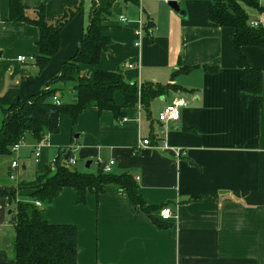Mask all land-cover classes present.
<instances>
[{
  "label": "crops",
  "instance_id": "0c3cea01",
  "mask_svg": "<svg viewBox=\"0 0 264 264\" xmlns=\"http://www.w3.org/2000/svg\"><path fill=\"white\" fill-rule=\"evenodd\" d=\"M167 1L21 0L28 17L42 7L51 23L74 11L61 29L57 52L40 70L35 63L38 28L9 20V0H0V127L5 109L47 88L60 74L62 64L75 55L95 7L110 13L103 21L110 42L96 65H81L86 76L92 78L97 69L120 70L127 83L180 87L147 106L123 107V95L115 92L124 112L120 120L94 106L84 109L75 124L61 114L58 132L37 144L26 139L10 155L7 170L16 160L22 176L33 179L54 164L64 147L81 167L78 171L96 172L106 163L114 174H132L149 213L116 186L105 187L98 196L88 193L84 203H77L75 190L65 187L42 207L41 217L48 223L76 227L80 264H264V111L260 113L255 96H244L246 80L232 50L233 30L210 21L212 0H176L184 15ZM256 1L258 7L243 8L249 21L264 27V0ZM242 51L252 67L264 70L263 48ZM20 56L23 61L17 60ZM206 66L217 70L209 72ZM182 67L190 69L176 73ZM64 93L74 100L69 86L56 96L64 101ZM174 98L185 101L180 119L159 121V112ZM144 139L149 143L140 146ZM163 142L181 154L161 148ZM18 182L0 184L14 193L13 201L0 197V264H16L15 201L30 199V190L18 189ZM165 206L174 217L161 220L158 210Z\"/></svg>",
  "mask_w": 264,
  "mask_h": 264
},
{
  "label": "trees",
  "instance_id": "16d2710c",
  "mask_svg": "<svg viewBox=\"0 0 264 264\" xmlns=\"http://www.w3.org/2000/svg\"><path fill=\"white\" fill-rule=\"evenodd\" d=\"M80 1V0H79ZM133 1L136 0H125ZM258 7L256 0H212L208 9L211 22L233 30L232 50L236 55V65L244 73L246 84L242 91L246 99L255 96L260 113L264 111L262 96L263 69L252 67L243 47L255 46L264 49V27L260 24L251 26L249 16L242 4ZM35 17L26 14V7L21 0H9V20L22 21L35 25L39 30L37 41L38 54L35 63L43 69L54 56L59 47V37L63 25L73 15L69 11L54 23L46 19L42 7L35 9ZM110 13L107 9L94 8L90 22L81 36L75 55L61 66L60 74L49 86L28 98L10 105L4 110L5 115L0 127V158L12 155L11 148L20 141L29 139L37 144L46 136L59 130V116L66 114L75 124L78 115L86 108L94 106L99 111H111L116 120L122 119V106L114 100V93L120 92L124 97L123 107L133 106L140 102L145 106L151 100L169 89H178V85L161 86L154 83H127L122 72L97 69L89 78L81 70V65H96L100 54L110 42L104 35L106 26L103 21ZM190 68L182 67L176 73L186 72ZM205 70L215 72L217 68L206 66ZM61 84L60 86H58ZM70 87L73 91V101L53 102V95L61 93ZM64 87V88H63ZM59 98V97H58ZM60 99V98H59ZM66 148H60L53 165L45 167L31 180H21L18 189H29L27 201L16 200V223L12 241L13 257L16 264H80L76 257L77 230L74 225L51 224L43 220L41 210L52 202L65 187H71L76 192L77 203H84L88 193L96 196L105 187L116 186L125 191L134 206L149 213L141 195L138 184L131 173L114 174L98 168L96 172L70 169L64 159ZM7 196L14 200V193L0 189V197ZM39 201L41 206H37Z\"/></svg>",
  "mask_w": 264,
  "mask_h": 264
},
{
  "label": "built area",
  "instance_id": "2783aa9c",
  "mask_svg": "<svg viewBox=\"0 0 264 264\" xmlns=\"http://www.w3.org/2000/svg\"><path fill=\"white\" fill-rule=\"evenodd\" d=\"M120 20L122 22H124L126 20V18L125 17H121ZM249 24L251 26H257L258 25V23L256 21H250ZM140 33H141V27H139L138 30L136 31V34L139 35ZM17 60L18 61H23L24 57H22V56L17 57ZM52 100L56 104L60 103V99L56 95H53ZM184 105H185V101L183 99L174 98L169 104L165 105L163 107V109L159 112V114H158L159 121L164 122V123H169V122H173V121L179 120L180 116H181V108ZM148 143H149V141L147 139H144L140 143V146L147 145ZM22 144H24V141H20L17 144L13 145L12 148H11V151L15 152ZM160 147L164 148V149H171L176 155L181 154L178 148L169 147L166 144V142H163L160 145ZM35 156L36 157L39 156V151H38L37 148H36ZM53 163H54V161H53ZM112 163H113V161H110V164H112ZM75 164H76V160L74 158H70L69 157L67 159V165H75ZM98 164H101V162L98 163ZM18 167H19V164L17 163V161L13 160L11 162L10 168L11 169H16ZM103 170L106 171V172H110V166L105 163V166H104ZM9 178L14 180L16 177L10 172ZM35 204L37 206H41L39 201H35ZM158 214H159V217L161 218V220H168V219L174 217V215L172 214V212L170 211V209L167 206L159 208Z\"/></svg>",
  "mask_w": 264,
  "mask_h": 264
},
{
  "label": "rangeland",
  "instance_id": "374dc122",
  "mask_svg": "<svg viewBox=\"0 0 264 264\" xmlns=\"http://www.w3.org/2000/svg\"><path fill=\"white\" fill-rule=\"evenodd\" d=\"M241 4H242V6H244V8L246 7L245 4H243V3H241ZM62 97H63L64 101H70V98L68 97V95L66 93H64V95H62ZM27 140H29V139H27ZM25 141H24V143H25ZM10 160H11L10 156H4V157L0 158V184L3 182H7L8 184H13V183L20 181L21 179L28 180V179L32 178V176L31 177H27L26 175L22 176V173H21L22 169L20 167H18V168L11 171V173L16 178L14 180L13 179L10 180L9 179V172H8L7 166H6L7 163H10ZM68 167L70 169H76V170L81 169L80 166H75V165H68ZM86 170H88V169H86ZM11 208L13 209V207H10V209Z\"/></svg>",
  "mask_w": 264,
  "mask_h": 264
},
{
  "label": "water",
  "instance_id": "95a60500",
  "mask_svg": "<svg viewBox=\"0 0 264 264\" xmlns=\"http://www.w3.org/2000/svg\"><path fill=\"white\" fill-rule=\"evenodd\" d=\"M167 4L168 6H170L174 11L178 12L179 15H184V12L182 10H180V7L178 5V2L176 0H168L167 1ZM69 151L66 152V154L64 155V159L67 160L69 158ZM91 161H87L86 162V165H85V168L88 169L89 168V165H90ZM104 166H105V163H103L101 166H100V169L103 170L104 169ZM10 169V167L8 168V170Z\"/></svg>",
  "mask_w": 264,
  "mask_h": 264
}]
</instances>
